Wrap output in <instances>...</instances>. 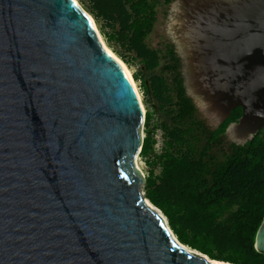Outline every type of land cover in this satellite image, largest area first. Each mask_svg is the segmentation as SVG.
I'll return each instance as SVG.
<instances>
[{"label":"water","instance_id":"1","mask_svg":"<svg viewBox=\"0 0 264 264\" xmlns=\"http://www.w3.org/2000/svg\"><path fill=\"white\" fill-rule=\"evenodd\" d=\"M184 7L186 85L216 123L242 109L225 135L243 144L264 128V0ZM144 120L79 4L0 0V264H232L182 244L142 195Z\"/></svg>","mask_w":264,"mask_h":264},{"label":"trees","instance_id":"2","mask_svg":"<svg viewBox=\"0 0 264 264\" xmlns=\"http://www.w3.org/2000/svg\"><path fill=\"white\" fill-rule=\"evenodd\" d=\"M90 1L94 18L114 30L108 40L121 41L142 62L133 78L141 80L147 103L149 88L158 106L150 104L145 112L139 152L148 167L144 196L162 212L182 244L219 261L264 264V255L255 249L264 215V128L243 144L228 142L225 151L226 128L242 109L237 107L215 129L199 117L174 44L151 48L145 42L156 21L154 6L147 0ZM163 59L169 79L154 73ZM155 116L160 120L154 121ZM158 129L160 151L155 147ZM217 148L222 158L214 152Z\"/></svg>","mask_w":264,"mask_h":264},{"label":"rangeland","instance_id":"3","mask_svg":"<svg viewBox=\"0 0 264 264\" xmlns=\"http://www.w3.org/2000/svg\"><path fill=\"white\" fill-rule=\"evenodd\" d=\"M79 5L88 13L90 14L93 18L95 17V15L93 14V12L91 11V1L90 0H77ZM166 0H147L149 5L154 6V10L156 12V21L154 24V27L152 29V32L148 35V37L146 38L145 42L148 44V46H150L151 48H163V44H165L166 42H170L173 43L174 45H177L174 39V35H173V30H172V25L173 23H177L178 27H180V24L182 23L181 20H175L173 18L174 15H180V14H186L185 13V5L187 8H190V4L192 2V0H171V2L166 3ZM187 16V15H185ZM95 19V18H94ZM96 22V25L99 29V32L101 34L102 39L104 40V42L106 43V45L118 56L120 57L124 63L128 66V68L130 69L132 76L135 73H138L140 68H143V64L140 61V59L135 58V52L128 50L121 41L117 40V39H109L107 38V35L112 33L114 30L107 25V23L103 20V19H95L94 20ZM177 27V26H176ZM117 28V27H116ZM177 51H179V49L177 48ZM178 54L181 56L182 59V72L184 75V79H185V83L186 81L188 82V76H186L185 74V64H184V57L182 56V54L180 52H178ZM165 60L163 59L161 61L160 66H158L154 71L155 74H163L166 75L168 77V79L170 78V73L166 70H164L163 66H164ZM146 75L148 76L149 73H146ZM134 79V78H133ZM135 81V80H134ZM137 88L141 94L142 97V102L145 106V112L147 110H150V104L147 103V96L144 93V90L141 86V80H137L135 81ZM186 89H187V94L189 96L192 97L197 109H198V114L199 117L204 120V122L209 126L214 128L218 123H216L217 121H215L213 119L214 117V113L210 110H208L207 108H205L202 105V102L198 99L197 95H195L189 85H186ZM158 116L154 117V121L157 120ZM159 118V117H158ZM160 120V118H159ZM144 125H142V137L145 136V132H144ZM155 137L157 139V143L155 145L156 150L160 151L163 141H162V131L160 129H158L156 131ZM234 137L229 136L228 134L225 135L224 141H225V145H224V149L225 151H227V143L228 142H234L233 141ZM214 152L216 153V155L219 158H222L223 156V152L221 151V149L217 148L216 150H214ZM138 163H139V170L142 173V176L145 179V176L147 174V170L148 167L146 165V163L144 162V160L138 155ZM140 190L142 195L144 194L143 191V184L140 186ZM166 219V218H165ZM167 221V219H166Z\"/></svg>","mask_w":264,"mask_h":264},{"label":"bare ground","instance_id":"4","mask_svg":"<svg viewBox=\"0 0 264 264\" xmlns=\"http://www.w3.org/2000/svg\"><path fill=\"white\" fill-rule=\"evenodd\" d=\"M77 4H79L78 3V1L77 0H74ZM90 15V14H89ZM90 17H91V20H92V23H93V26H94V29L96 30V32H97V35H98V37H99V39H100V41L102 42V45L104 46V48L106 49V51H108L115 59H116V61L123 67V69L125 70V72H126V74H127V76H128V78L130 79V81H131V83H132V85H133V87H134V89H135V91H136V94H137V97H138V99H139V101H140V105H141V108H142V110H143V112H145V106H144V104H143V102H142V97H141V94H140V92H139V90H138V88H137V85H136V82L134 81V79H133V76H132V73H131V71H130V69L128 68V66L124 63V61L120 58V57H118L107 45H106V43L104 42V40L102 39V37H101V34H100V32H99V29H98V27H97V25H96V22L94 21V19H93V17L90 15ZM138 155H139V153L136 155V157H135V163H136V167L139 169L140 168V166H139V163H138ZM159 213H160V211H158ZM164 221L166 222V225H167V221H166V219L164 218Z\"/></svg>","mask_w":264,"mask_h":264},{"label":"flooded vegetation","instance_id":"5","mask_svg":"<svg viewBox=\"0 0 264 264\" xmlns=\"http://www.w3.org/2000/svg\"><path fill=\"white\" fill-rule=\"evenodd\" d=\"M175 46V48H176V51H177V45H174ZM179 51H177V53H178ZM179 55V54H178ZM180 56V55H179ZM181 57V56H180ZM236 110V108L235 109H233L231 112H233V111H235ZM231 112H230V114H231ZM224 121V120H223ZM223 121H221V122H223ZM221 122H219L214 128H212L211 127V129H215V128H217L218 126H219V124L221 123Z\"/></svg>","mask_w":264,"mask_h":264}]
</instances>
